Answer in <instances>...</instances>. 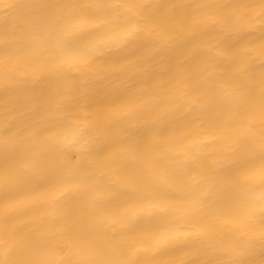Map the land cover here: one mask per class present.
Returning <instances> with one entry per match:
<instances>
[{"label": "snow or ice", "instance_id": "obj_1", "mask_svg": "<svg viewBox=\"0 0 264 264\" xmlns=\"http://www.w3.org/2000/svg\"><path fill=\"white\" fill-rule=\"evenodd\" d=\"M54 7L38 30L18 38L26 49L21 55L43 52L50 57L48 75L61 81L53 93L50 117L62 115L72 98L71 73H93L97 57L142 42L149 57L182 45L183 60L194 63L178 62L175 84L157 88L135 107L159 103L160 117L180 110L200 120L183 141L151 153L148 171L138 177L123 176L91 160L87 168L45 164L49 150H74L87 158L86 133L92 124L87 113L69 117L62 128L47 132L37 128L18 136L6 131L0 138L5 192L0 197L5 209L0 215V264H156L158 257L145 259L141 250L157 251L151 238L160 233L177 241L158 250L159 256L168 257L166 264H208V257L215 258L214 264H237L239 253L223 242L220 225L230 224L242 235L251 232L264 242V71H253L255 65L264 69V0L250 16L234 14L233 4L195 2L186 6V19L169 17L162 23L146 22V4L135 0ZM96 22L107 26L85 29ZM241 29L258 32L259 40L238 48L215 42ZM4 78L10 85L25 82L10 73ZM214 105L219 106L218 115H212ZM205 139L219 141L228 163L206 152L213 145ZM125 151L135 158L134 150ZM160 160L167 165L164 174L179 180L182 199L162 194L149 178L162 169ZM241 174L259 177V183H234ZM110 184L125 187V198L108 199ZM21 186L23 191L8 195ZM51 190L62 194L49 199L44 209L48 219L26 229L16 227L22 218L13 210L16 204ZM180 237L195 239L180 242ZM20 248H26L23 255H17Z\"/></svg>", "mask_w": 264, "mask_h": 264}, {"label": "bare ground", "instance_id": "obj_2", "mask_svg": "<svg viewBox=\"0 0 264 264\" xmlns=\"http://www.w3.org/2000/svg\"><path fill=\"white\" fill-rule=\"evenodd\" d=\"M71 2L98 3L104 0H0V138L10 129L19 136L37 128L41 132L62 128L69 117L87 113L92 121L86 133L90 141L87 158H82V154L74 150H64L60 153L49 150L44 154L45 164L62 162L87 168L88 161L91 160L115 168L123 176H142L144 171H148L147 161L151 153L165 149L170 142L183 141L184 137L190 134L189 129L200 120L198 116L180 110L160 117L159 103L142 108L135 107L143 97L154 94L157 88H170L175 84V68L178 62L183 60L184 48L178 44L170 53L149 57L145 53V45L137 42L127 48L104 53L96 58L95 72L70 74L68 78L71 79L74 89L72 98L65 102L62 115L50 117L48 112L54 102L53 93L60 87L61 81L48 75L50 57L43 52L21 55L26 49L20 46L18 38L29 31L38 30L55 12L54 6ZM135 2L146 4L143 13L146 22L162 23L169 17L177 21L186 19L185 14H190L186 6L195 2L233 4L234 14L250 16L260 5L261 0H135ZM171 5L175 7H170ZM106 26L103 22L87 23L85 29L91 30L93 27L102 29ZM259 38V33L253 29H241L239 32H226L215 42L238 48L244 44L255 43ZM5 56L10 59L5 60L3 58ZM183 62L185 65L194 63L189 60ZM195 70L193 68V71ZM253 71L258 75L264 69L255 65ZM9 73L25 82L8 84L4 77ZM227 74L222 73L225 76ZM218 113L219 106L214 105L212 115ZM204 126H208L207 121ZM201 139H204V135ZM205 143L213 145L206 149L208 154L216 155L221 162L228 163L224 161L226 153L218 146L219 141L205 139ZM126 149L134 150L135 158H129ZM158 163L162 169L149 178L156 181V187L162 194L182 199L179 180L173 181L164 174L163 167L167 166L165 161L160 160ZM253 180L259 183V177L252 178L241 174L235 178L234 183H250ZM126 190L123 186L110 184L108 199L120 201L127 195ZM19 191H23V186L10 191L8 195H16ZM61 194L51 190L36 198L19 201L13 209L22 215L16 227L26 229L28 225L46 221L48 217L44 209L49 199L59 197ZM4 195V183L0 180V197ZM4 210V207L0 206V215ZM220 235L226 245L239 253L235 258L237 264H264V242L252 236L251 232L239 234L237 228L225 223L220 225ZM166 236L167 234L160 233L151 238L158 250L168 249L177 243ZM194 239L180 237V242ZM158 250L144 248L141 255L145 259L156 256L158 257L156 264H166L168 257L159 256ZM25 251L26 248H20L17 255H23ZM63 254L62 252L61 255ZM207 259L208 264H214V257Z\"/></svg>", "mask_w": 264, "mask_h": 264}]
</instances>
